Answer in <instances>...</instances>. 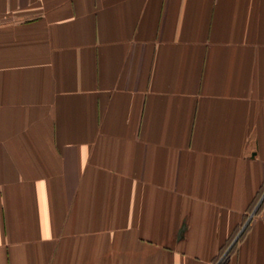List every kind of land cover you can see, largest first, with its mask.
I'll return each instance as SVG.
<instances>
[{
  "label": "crops",
  "instance_id": "crops-1",
  "mask_svg": "<svg viewBox=\"0 0 264 264\" xmlns=\"http://www.w3.org/2000/svg\"><path fill=\"white\" fill-rule=\"evenodd\" d=\"M0 264H264V0H0Z\"/></svg>",
  "mask_w": 264,
  "mask_h": 264
}]
</instances>
